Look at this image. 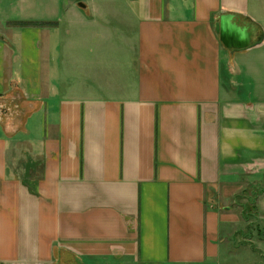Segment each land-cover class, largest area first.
Listing matches in <instances>:
<instances>
[{"label":"crops","instance_id":"obj_1","mask_svg":"<svg viewBox=\"0 0 264 264\" xmlns=\"http://www.w3.org/2000/svg\"><path fill=\"white\" fill-rule=\"evenodd\" d=\"M49 2L0 0V264L228 263L264 100L237 96L257 59L216 23L264 35V0Z\"/></svg>","mask_w":264,"mask_h":264},{"label":"rangeland","instance_id":"obj_2","mask_svg":"<svg viewBox=\"0 0 264 264\" xmlns=\"http://www.w3.org/2000/svg\"><path fill=\"white\" fill-rule=\"evenodd\" d=\"M67 2L74 6L76 11L83 13L81 15H84L85 12L83 10H79L77 5L82 2H90V0H67ZM49 3L50 2L48 0L47 5H49ZM105 6L106 4L104 3L101 5L102 8ZM36 10L38 13L49 12L48 6L47 8L43 7L42 0H36ZM49 16L42 14L38 15L37 18H39V20L49 19ZM59 18L60 17H54L52 20H57ZM260 18V21L262 22L261 25L264 28V16H261ZM262 46H264V42L262 45H259V49H250L252 51L245 50L233 53L235 56V63H238L239 66L242 62H248L249 58L257 59V61H255L258 72L256 76L257 81L251 80L245 71L243 74H239L234 77L235 79H241L244 85V87H238L240 92L239 94L237 93V96L240 97V99L249 97L252 100H264V64L261 60L264 58V47L260 48ZM242 70L244 69L242 68ZM245 178L248 182H253L252 180L256 178L255 182H257V184L254 186V192H250V189L246 188L243 193H240L239 198L236 199V203L231 201L226 205L230 206V210L237 215L239 220L242 221L245 219L248 221V218H250L251 221L248 222L249 225L247 223L244 224L243 222L230 225L222 223V237H227L225 243L223 244V248L225 249L228 245H230V253L233 254L230 255L229 259H227V261H229L228 263L221 260L220 264H264V257L258 251L254 250V248L245 249L241 245L243 243L242 239L244 237L248 238V235L251 234L253 235V240L257 244H260L256 245V247L264 250V242H260L264 241V176H250ZM222 211H225L224 208ZM245 246H248V244Z\"/></svg>","mask_w":264,"mask_h":264},{"label":"water","instance_id":"obj_3","mask_svg":"<svg viewBox=\"0 0 264 264\" xmlns=\"http://www.w3.org/2000/svg\"><path fill=\"white\" fill-rule=\"evenodd\" d=\"M84 7L83 4L79 5ZM240 19L232 14H223L216 23V32L223 46L232 52H241L263 43L264 35L252 24L240 25ZM255 32V33H254Z\"/></svg>","mask_w":264,"mask_h":264},{"label":"trees","instance_id":"obj_4","mask_svg":"<svg viewBox=\"0 0 264 264\" xmlns=\"http://www.w3.org/2000/svg\"><path fill=\"white\" fill-rule=\"evenodd\" d=\"M31 23H25V22H19L17 25L19 26H27L30 25ZM42 25H51V23H41ZM253 204V203H252Z\"/></svg>","mask_w":264,"mask_h":264},{"label":"flooded vegetation","instance_id":"obj_5","mask_svg":"<svg viewBox=\"0 0 264 264\" xmlns=\"http://www.w3.org/2000/svg\"><path fill=\"white\" fill-rule=\"evenodd\" d=\"M240 25H244V24H246V22L245 21H241L240 20V22H238Z\"/></svg>","mask_w":264,"mask_h":264}]
</instances>
